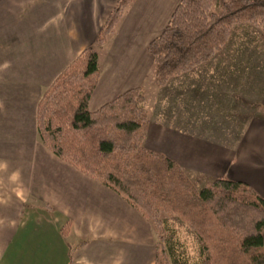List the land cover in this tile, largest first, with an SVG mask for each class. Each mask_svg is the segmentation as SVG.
Masks as SVG:
<instances>
[{"label":"crops","instance_id":"crops-1","mask_svg":"<svg viewBox=\"0 0 264 264\" xmlns=\"http://www.w3.org/2000/svg\"><path fill=\"white\" fill-rule=\"evenodd\" d=\"M117 1L0 0V264H154L151 225L37 138L41 97L94 45ZM179 2L132 1L101 48L88 109L96 112L142 88L149 115L146 149L205 182L225 177L264 199V89L256 99L242 70L262 56L264 46L236 28L231 44L212 59L158 87L148 45ZM230 87L240 88V101ZM219 90L227 95L225 118L221 131H214L211 94ZM247 103L253 110L245 109ZM30 200L37 204L28 206ZM67 222L70 233L63 237ZM81 242L85 245L77 248Z\"/></svg>","mask_w":264,"mask_h":264},{"label":"trees","instance_id":"trees-1","mask_svg":"<svg viewBox=\"0 0 264 264\" xmlns=\"http://www.w3.org/2000/svg\"><path fill=\"white\" fill-rule=\"evenodd\" d=\"M132 1H117L94 45L41 97L39 143L115 193L151 225L154 264H187L174 251V236L162 215L176 217L192 229L200 244L198 264H264V199L249 185L225 177L197 188L177 163L146 149L149 119L142 88L89 111L99 79V53ZM247 23L261 27L264 41V1L180 0L163 32L148 45L156 85L163 87L169 79L208 62L236 28ZM70 229L67 222L61 235L67 237Z\"/></svg>","mask_w":264,"mask_h":264},{"label":"rangeland","instance_id":"rangeland-1","mask_svg":"<svg viewBox=\"0 0 264 264\" xmlns=\"http://www.w3.org/2000/svg\"><path fill=\"white\" fill-rule=\"evenodd\" d=\"M220 1L221 2H228L231 0H220ZM238 28H240V30H241V31H239V29H237L238 30L237 32L240 36H245V38L248 37L252 40H256L258 42V44H261L262 46H264V41H262L260 39V34L262 31L260 26H256V25L247 23V24H242ZM235 32H236L235 30L232 32V35H231L228 43H226V44H231V39H232L233 34ZM237 37H238V35H237ZM252 63L253 64H251L247 68L243 67L242 70L244 72V78H246L250 82V86L247 87V89L251 90V91L255 90L254 97L257 99L258 95H261V91H263V89H264V52H263L262 56H259L258 58H256V60L253 61ZM233 86H235V85H233ZM229 89L231 90V92H229L231 95H233V93H237V95L234 97L235 101H237V100L240 101V99H239V98H241L240 88L237 89V87H230ZM211 95L214 96L213 102L215 103V105L214 104L212 105L214 107V109H213L214 110V118L218 119V120H216L218 122L214 121L213 129H214V131H221V129H222L221 119H222V117L225 118L224 113L222 112V108H223L222 105H224V103H225V98L223 99V97H227V95H225L223 92H221V90H219V92H215ZM252 97H253V95H252ZM145 104H146V96H145ZM238 104L239 103H236L235 105L239 106ZM146 107H147V105H146ZM240 108H242L241 103H240ZM245 109L246 110H253V108L249 106V103H247ZM147 111H148V109H147ZM148 119H149V115H148ZM207 121L208 122L210 121V116H208ZM239 121H240V119H238V122ZM235 122H237V120H235ZM148 123H149V120H148ZM236 128L241 129L242 123L240 122L238 126L236 125ZM184 172H185L186 176L188 177V179L197 188H201L206 183L205 178L202 177L201 175L196 174V173L187 172L186 170H184ZM208 181H210V180L208 179L207 182ZM30 204L35 205V204H37V201L30 200L27 205L29 206ZM161 218L167 221L169 231L173 233V236H174V241H173L174 248L173 249H174V251L177 254H180L181 256H183V258H185L187 264H198L200 259H201V257H200V244H199L198 238L196 237V235L194 234L192 229L188 225L181 222L176 217H167L165 215H162ZM71 241H72V239H71Z\"/></svg>","mask_w":264,"mask_h":264}]
</instances>
